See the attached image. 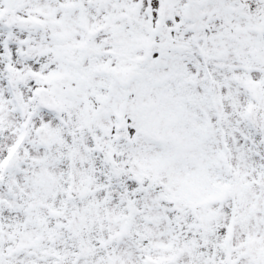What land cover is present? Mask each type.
Returning <instances> with one entry per match:
<instances>
[{"label": "snow or ice", "instance_id": "obj_1", "mask_svg": "<svg viewBox=\"0 0 264 264\" xmlns=\"http://www.w3.org/2000/svg\"><path fill=\"white\" fill-rule=\"evenodd\" d=\"M0 264H264V0H0Z\"/></svg>", "mask_w": 264, "mask_h": 264}]
</instances>
